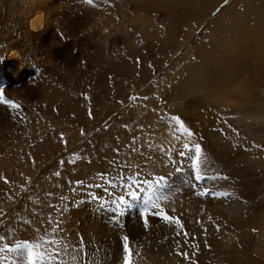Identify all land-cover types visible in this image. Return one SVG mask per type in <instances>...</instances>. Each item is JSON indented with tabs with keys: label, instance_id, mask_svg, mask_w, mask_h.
I'll list each match as a JSON object with an SVG mask.
<instances>
[{
	"label": "rangeland",
	"instance_id": "rangeland-1",
	"mask_svg": "<svg viewBox=\"0 0 264 264\" xmlns=\"http://www.w3.org/2000/svg\"><path fill=\"white\" fill-rule=\"evenodd\" d=\"M258 1L58 0L41 34L32 0H0V264H143L125 227L137 215L139 232L157 219L184 233L186 201L228 245L213 264H264V41L237 32ZM65 166L68 187L34 215ZM64 231L76 249L54 245Z\"/></svg>",
	"mask_w": 264,
	"mask_h": 264
},
{
	"label": "bare ground",
	"instance_id": "bare-ground-1",
	"mask_svg": "<svg viewBox=\"0 0 264 264\" xmlns=\"http://www.w3.org/2000/svg\"><path fill=\"white\" fill-rule=\"evenodd\" d=\"M32 5L29 8V12L32 16H33V20H32V25L36 23V27H38V29L40 30L41 34L46 30V27L48 26L50 29H52L53 27V21L50 20V18L52 19V16L54 14V12L56 11V8L58 7L56 5V3L58 2V0H32ZM53 2V4H52ZM261 3H264V0L258 1L254 4L253 7H248V13L246 15H244V18L249 17L250 19H253V26L252 27H244V26H240L237 30L238 34H241L243 31L245 33L248 32V36H250L251 39H255L257 41H264V6L260 5ZM250 5H252V3H250ZM29 7V6H28ZM19 8V7H18ZM47 12L48 14H50V18L49 20H43L44 16L43 13ZM243 12V11H242ZM39 14L41 15L40 18ZM27 16V15H26ZM38 16V17H35ZM35 19V21H34ZM47 19V18H46ZM35 26V25H34ZM31 27V26H30ZM238 27V25L236 26ZM33 28V26H32ZM242 30V32H240ZM20 31V30H19ZM39 32V33H40ZM236 32V33H237ZM50 33V32H49ZM246 35V34H245ZM252 41V40H251ZM254 43V42H253ZM255 46V45H254ZM259 46V45H258ZM262 46V45H261ZM253 48V47H251ZM257 50V49H256ZM244 51V50H243ZM252 54V53H251ZM225 55V54H224ZM252 57V56H251ZM250 57V58H251ZM249 58V57H248ZM249 58V59H250ZM222 63V62H221ZM253 67V66H252ZM251 68V67H250ZM254 68V67H253ZM257 68V67H256ZM258 69V68H257ZM219 70V69H218ZM222 70L224 71V69L222 68ZM253 71V70H252ZM256 71V70H255ZM262 72V70H261ZM221 73V68L219 71V75ZM263 73V72H262ZM253 74V73H252ZM217 75V74H216ZM219 75H217L218 79H219ZM258 75V74H256ZM259 77V76H258ZM259 79V78H258ZM216 82V81H215ZM214 83V81H213ZM216 84V83H215ZM208 86V85H207ZM215 86V85H214ZM218 86V85H217ZM30 92V91H29ZM29 127V126H28ZM36 129V128H35ZM59 139V138H58ZM106 140V139H104ZM51 142V141H50ZM61 142V141H60ZM101 142V141H100ZM112 147H113V140L112 141H108ZM116 142V141H115ZM114 142V143H115ZM44 144V143H43ZM55 144V142H54ZM97 144L99 145L98 141ZM102 144H103V148L104 151L109 153L111 152L110 149L105 150V147H107V143L104 142L102 140ZM61 145V144H60ZM58 145V147H56V149L58 151L62 150L64 147ZM48 146V145H46ZM51 146V144H50ZM55 146V145H54ZM57 146V144H56ZM18 147V146H17ZM43 147V146H42ZM101 147V146H100ZM41 148V147H40ZM52 148H54L52 146ZM115 148V147H114ZM14 149V148H13ZM43 149V148H42ZM41 149V150H42ZM49 149H51L49 147ZM91 149V148H90ZM99 149V147H98ZM18 150V149H17ZM89 150V149H88ZM38 151V150H37ZM94 151V150H93ZM98 151V150H97ZM12 152V151H11ZM16 152V151H15ZM96 152V151H95ZM94 152L93 153H86L85 156L87 157H91L93 159H97V154ZM98 153V152H97ZM100 153V152H99ZM41 155V154H40ZM46 155V154H45ZM44 155V156H45ZM48 156V155H47ZM101 156V155H100ZM60 157V156H58ZM56 157V158H58ZM43 159V157H41ZM45 158V157H44ZM54 158V159H56ZM39 161V160H38ZM3 162V161H2ZM50 162V157H48L45 160V165L49 164ZM54 163L56 164L55 160ZM70 162H67L66 164H69ZM4 164V163H3ZM50 165V164H49ZM7 166V165H5ZM44 167V166H43ZM46 167V166H45ZM80 166H76V169H78ZM40 168V167H39ZM4 169V168H3ZM72 173V169L69 168L68 166H65L63 168V180H56V181H51L53 182L52 185L50 186L49 184H45L43 187L39 188V191L41 193V198L42 201L40 203H38V207L33 211V214L35 215V211L41 214H47L46 213V209L49 213V210L52 211L51 206L48 207V205L45 203V200H52L55 199L56 194H60L64 193L66 187H68V182L70 180V174ZM35 174V173H34ZM61 174V176H62ZM62 179V177H61ZM69 179V180H68ZM73 182V181H71ZM44 184V183H43ZM4 185V184H3ZM25 188L27 186H24ZM16 188V187H14ZM31 188V187H30ZM24 189L23 187H21V190ZM29 189V188H28ZM27 191V190H26ZM7 198L9 200H12L11 198L14 197L16 194H19L20 192L17 191L15 189H4L3 191ZM25 193V192H24ZM35 195V194H34ZM39 196V195H38ZM26 197V196H25ZM60 197V196H58ZM36 197H34L35 199ZM2 199V198H1ZM22 199V198H21ZM5 200V199H2ZM23 200V199H22ZM33 200V199H32ZM41 200V199H40ZM59 200V198H58ZM37 201V200H36ZM34 202V201H33ZM9 203V202H8ZM188 201L185 202V207L182 209V211L184 212V218H182V222H183V228L185 227L186 230L180 231L177 227L175 228H169V224L167 225H159L157 219H148L150 226H148V228L145 230L143 229V231L139 232L140 229V225L141 222L140 220L142 218H140L137 215H134L133 218H135V223H133V225L128 224L125 228H126V233L128 238H132L134 245L135 246H142L141 250L143 252V256L140 258V262H142L143 264H213L215 263L217 260L216 258L213 256L214 252H219L220 248H223L226 244L224 238L221 236V232H219V230L217 231L218 228L213 227L214 225L211 224L212 228H208V229H204L199 227L196 223V218L194 216V214H190L186 209L188 208ZM1 204V203H0ZM2 204H4V202H2ZM14 205V204H13ZM8 206V205H7ZM220 206V205H219ZM6 207V206H5ZM35 207V206H34ZM187 207V208H186ZM85 208V207H84ZM229 209V208H228ZM4 210V209H3ZM2 210V211H3ZM1 211V210H0ZM74 211V210H73ZM4 212V211H3ZM204 213V212H203ZM80 214V212L75 213L72 215L71 220L76 221L77 219H75L76 217H78V215ZM87 214V213H86ZM102 215V214H101ZM42 216V215H41ZM197 216V215H196ZM35 217V216H34ZM40 217V216H39ZM47 217V216H46ZM203 217V216H202ZM81 218V217H80ZM34 219V218H33ZM40 219V218H39ZM128 219H130L128 217ZM38 220V219H37ZM82 221L84 223V225L88 226L90 228V231L93 229H103L105 225H103L100 220H98L97 216L93 215V214H89V215H85L84 218H82ZM202 221V220H201ZM205 221V220H204ZM203 221V223H204ZM208 223V221H207ZM70 224V223H69ZM66 225V224H65ZM117 225V224H116ZM123 225V224H122ZM146 225V224H144ZM72 226V225H71ZM87 227V228H88ZM65 228V227H64ZM98 228V229H97ZM125 228L122 230L124 231ZM169 228V229H168ZM206 228V226H205ZM68 229V228H67ZM105 229V228H104ZM220 229V228H219ZM71 230V229H70ZM68 230V231H70ZM101 231V230H100ZM145 231V232H144ZM65 232V231H64ZM168 232V233H167ZM95 233V231L93 232ZM208 233V236H207ZM64 234V236L66 238H64L63 240L60 239V242L56 241L54 242V245L56 243H60V244H64V246L66 245V249L71 250V248L76 249V242H75V237L71 239L70 235H67V233H61V235ZM193 235L191 238L190 236ZM196 237V239H194ZM165 238V239H164ZM199 238H203L202 239V244L198 247H196L194 245V242L199 239ZM250 239V238H249ZM248 240V239H247ZM246 240V241H247ZM227 241V240H226ZM189 244H193L194 247H187ZM48 246V250L54 246ZM184 245L185 247L182 248V246ZM212 246V250L209 247ZM228 246V245H227ZM58 248V247H57ZM13 252V251H12ZM61 254V251H59ZM74 252V251H72ZM71 252V253H72ZM77 252V251H76ZM66 254V253H65ZM65 254L61 255V259L64 261V264H75L76 261H78V257H74L72 259H68ZM77 254V253H76ZM69 255V254H68ZM123 256V255H122ZM120 255H118L116 257V264H121V258ZM220 257V256H219ZM145 262V263H144ZM147 262V263H146ZM152 262V263H151ZM184 262V263H182ZM220 263V262H219Z\"/></svg>",
	"mask_w": 264,
	"mask_h": 264
},
{
	"label": "snow or ice",
	"instance_id": "snow-or-ice-1",
	"mask_svg": "<svg viewBox=\"0 0 264 264\" xmlns=\"http://www.w3.org/2000/svg\"><path fill=\"white\" fill-rule=\"evenodd\" d=\"M3 95H4V94H3L2 92H0V96H3ZM174 119H178V118H174ZM182 125H183V124H182ZM125 127H127V126H125ZM180 127H181V124H180ZM181 128L185 131V133H186L188 136H191V135L194 134V133H192L190 130L184 128V125H183V127H181ZM183 147H184L185 149H188V148H189V145H188L187 143H185V144L183 145ZM200 153H201V146H200L199 144H197V145H195V160H194V163H196V164L199 163ZM179 155H180L181 157H183V156L186 155V153L183 152V151H181V152L179 153ZM57 175H59V173H57ZM197 179H199V177H197ZM153 207H156V205H153ZM157 215H158V214H157ZM164 219H170V218L167 217V216H165ZM0 239H2V238H0ZM125 240L127 241V250H125ZM123 249H124L125 252H127L128 249H129L128 237H124V239H123ZM29 264H35V260H33V259L31 258V253H29Z\"/></svg>",
	"mask_w": 264,
	"mask_h": 264
}]
</instances>
